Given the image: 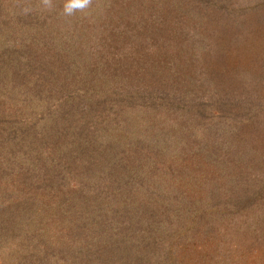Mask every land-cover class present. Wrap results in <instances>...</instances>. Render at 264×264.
Returning a JSON list of instances; mask_svg holds the SVG:
<instances>
[{
    "label": "trees",
    "instance_id": "obj_1",
    "mask_svg": "<svg viewBox=\"0 0 264 264\" xmlns=\"http://www.w3.org/2000/svg\"><path fill=\"white\" fill-rule=\"evenodd\" d=\"M63 2L0 0V264H161L181 218L264 243L247 184L264 179V78L209 68L205 32L238 48L264 3Z\"/></svg>",
    "mask_w": 264,
    "mask_h": 264
},
{
    "label": "rangeland",
    "instance_id": "obj_2",
    "mask_svg": "<svg viewBox=\"0 0 264 264\" xmlns=\"http://www.w3.org/2000/svg\"><path fill=\"white\" fill-rule=\"evenodd\" d=\"M251 1L253 4L250 6ZM263 1L264 0H250L248 4L249 7L248 5H246L248 8L244 6V11L252 10L253 12H259L262 10V7H259V5L263 4ZM223 4V8H225V6L226 8L230 7V3L226 4V1H224ZM102 19L106 23L108 20L107 15L103 16ZM261 21L260 17H251V24L248 25L247 28L238 26L237 29H235L237 30L238 36H241L242 32L247 29L245 33L242 34L243 38L238 41V48L231 46L229 43H224L228 42L226 39L222 38L225 37V32L221 33V31H216L217 25L206 26V34H210L211 36V34L214 33L216 35L212 38L213 44H210V46L215 48V54L212 56L211 60L208 58V60L212 62L209 64V68L211 67L214 70L217 69V71H225L236 64L242 67L243 71H246L247 74H249L248 70L250 69L253 75H255V80L264 78L257 77L264 76V22ZM189 29L190 33H188L190 36L193 35V31H195L196 35L201 33L196 27H191ZM141 40L145 45L150 43L147 36ZM221 42L223 44L219 47ZM197 44L198 46H204V43L198 42ZM224 66L226 69H224ZM262 83L263 82L257 84L261 85ZM98 102L99 101L96 100H94V103L93 100L89 101L87 109L91 111L82 107V105L85 104L84 101L79 103V105L74 104L73 109L78 112L87 110L86 113L91 114L95 112L93 110H97L99 106ZM196 103L203 105L200 100L196 101ZM209 107L212 108L210 101ZM207 111L209 113L211 110ZM202 115L209 114L203 111ZM260 137L262 141L259 143L263 144H261L259 150L264 151V133H262ZM261 176L258 182L247 183L254 188L259 187V189L262 190L260 193L248 197L252 198L250 201L248 200L249 202H255L259 197L258 201L264 203V179L261 180ZM251 192L252 190L248 191V195ZM245 198L247 197H236L235 202H246L244 201ZM231 209L232 207L230 210ZM230 213H233V210H231ZM216 223L217 224L214 223L216 227L209 230L207 227L195 228L196 226L191 219L184 221V219L181 218V221L172 228V234L166 238V240L170 242V247L166 246L167 248L164 249L163 255L165 256V260L161 264H264V243L257 246L252 244L255 241L254 237L248 240L244 239L241 233L236 235L235 232L231 233V230L228 229V221L219 219Z\"/></svg>",
    "mask_w": 264,
    "mask_h": 264
},
{
    "label": "clouds",
    "instance_id": "obj_3",
    "mask_svg": "<svg viewBox=\"0 0 264 264\" xmlns=\"http://www.w3.org/2000/svg\"><path fill=\"white\" fill-rule=\"evenodd\" d=\"M93 5V0H64L61 14L71 17L76 13H86ZM39 7L46 11H52L55 7L53 0H39ZM24 13L32 11L31 7H25Z\"/></svg>",
    "mask_w": 264,
    "mask_h": 264
}]
</instances>
